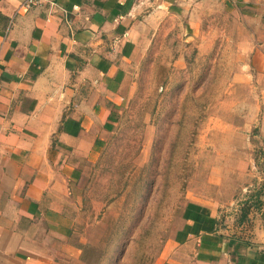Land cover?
Segmentation results:
<instances>
[{"label":"crops","instance_id":"0c3cea01","mask_svg":"<svg viewBox=\"0 0 264 264\" xmlns=\"http://www.w3.org/2000/svg\"><path fill=\"white\" fill-rule=\"evenodd\" d=\"M212 8L242 20L231 78L257 108L235 127L255 128L264 159V0H0V264H84L78 187L115 128L127 67L164 18L193 41ZM258 195L235 223L186 200L156 264H264Z\"/></svg>","mask_w":264,"mask_h":264},{"label":"rangeland","instance_id":"374dc122","mask_svg":"<svg viewBox=\"0 0 264 264\" xmlns=\"http://www.w3.org/2000/svg\"><path fill=\"white\" fill-rule=\"evenodd\" d=\"M241 21L209 9L199 38L188 41L183 20L164 18L127 67L115 128L78 187L84 264H156L196 195L217 205L225 223L261 203L256 130L235 127L257 108L251 85L231 78ZM197 40L210 45L200 50Z\"/></svg>","mask_w":264,"mask_h":264},{"label":"built area","instance_id":"2783aa9c","mask_svg":"<svg viewBox=\"0 0 264 264\" xmlns=\"http://www.w3.org/2000/svg\"><path fill=\"white\" fill-rule=\"evenodd\" d=\"M40 1L41 0H25V6L30 7L38 4Z\"/></svg>","mask_w":264,"mask_h":264}]
</instances>
